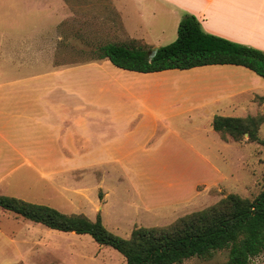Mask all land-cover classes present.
Instances as JSON below:
<instances>
[{
    "label": "crops",
    "instance_id": "0c3cea01",
    "mask_svg": "<svg viewBox=\"0 0 264 264\" xmlns=\"http://www.w3.org/2000/svg\"><path fill=\"white\" fill-rule=\"evenodd\" d=\"M20 11L19 16L12 5L0 3V22L13 26L22 20L37 27V17L47 27L117 26L121 38L98 47L135 41L147 46L150 56L177 38L178 24L188 14L204 32L264 52V0H22ZM44 31L0 35V195L47 205L43 202L55 193L63 205L47 206L91 220L102 218L114 178L117 189L126 181L137 212L162 218L160 211L170 209L174 221L188 213L190 199L197 202L203 192L223 185L224 177L195 144L203 132L219 138L212 128L215 116L252 115L256 100L264 98V78L233 65L154 73L120 69L108 59L56 65L44 41L35 39ZM68 53L83 55L80 49ZM179 122L192 123L186 136L179 134ZM194 123L207 126L198 133ZM175 149L184 159H171L172 168L192 169V177L171 174L164 183L171 191L165 193L157 173L147 170L156 167L162 151ZM195 167L202 180L195 179ZM89 201L93 212L87 210ZM178 208L185 210L177 214ZM138 224L132 221L125 232L154 227ZM16 235L0 228V264H28L34 257L36 245H12Z\"/></svg>",
    "mask_w": 264,
    "mask_h": 264
},
{
    "label": "trees",
    "instance_id": "16d2710c",
    "mask_svg": "<svg viewBox=\"0 0 264 264\" xmlns=\"http://www.w3.org/2000/svg\"><path fill=\"white\" fill-rule=\"evenodd\" d=\"M95 50L97 59L139 73L233 65L264 78V52L208 34L188 14L178 24L175 41L157 48L151 56L147 46L135 41L109 43ZM263 123V115L215 116L212 128L225 142L239 143L246 135L247 142L264 145L258 137ZM0 209L51 230L89 235L97 244L119 252L125 264H182L194 257L210 259L217 251L228 252L224 264H253L261 256L259 264L264 263V188L253 199L229 194L166 226L135 227L127 239L107 230L99 215L92 221L5 195H0Z\"/></svg>",
    "mask_w": 264,
    "mask_h": 264
},
{
    "label": "rangeland",
    "instance_id": "374dc122",
    "mask_svg": "<svg viewBox=\"0 0 264 264\" xmlns=\"http://www.w3.org/2000/svg\"><path fill=\"white\" fill-rule=\"evenodd\" d=\"M21 1L22 0H0V3L12 5L13 11L17 10L20 16L22 14V11H20ZM1 12L2 14L7 13V11L3 10ZM19 21V25L14 24L13 26L7 25L5 23L6 21L0 22V35H2V33H9L12 35L20 34L25 36L27 32L32 29H35V31L45 29V33L37 32L34 36L39 43H43L44 41L46 47L50 49L52 64L56 65L66 62L72 63L97 59L95 49L98 45H102L106 42L118 41V38L122 36L117 26H111V28L106 26L77 27L73 24L47 27L41 24V22L44 21L43 18L36 17L33 21L38 23V25H36L37 27H31L30 25H22V20ZM29 21L32 20L29 19ZM49 28L50 30L48 31ZM81 37L86 41L82 40ZM36 45H38L37 42ZM78 49L83 52V55L77 54V56H74L73 53H68L69 51L73 52ZM65 54L71 56H64ZM256 102L257 108L252 116H264V101L260 98L257 99ZM173 125H175V123H173ZM189 125L191 126L192 123H189ZM194 125L196 126V123H194ZM190 126H183V124L179 122V128L177 130L180 135L186 136L192 129ZM206 126V124L196 126L199 130L198 133H200V129L203 132ZM246 137L245 135V139L237 143L236 146L231 140L227 141L228 144H225L219 140L216 134L210 136L203 132L202 138H200L195 145L201 149L200 151L202 153L204 151V155L211 160L212 167L214 169L216 168L221 176L224 177V181L223 185L212 187L206 193L203 192L199 201L195 202V197L190 199V203L186 206L190 207L191 205L192 207L187 208L188 213L185 215L200 211L229 194H236L241 198L253 199L264 188V145L255 142L249 143L246 141ZM258 137L264 141V123L258 131ZM188 140L190 139L188 138ZM203 143L204 146L202 145ZM202 146L205 148H202ZM171 159H176V161L181 163L182 159H184V152H182L181 149H175L172 153H169V151H162L159 156H157L155 162L156 167L147 170V173H152L153 175L157 173L158 180L161 179L163 181L162 189L165 193L171 191V186L164 187L166 181H171V174L178 173L180 175L184 174L189 178L192 177V169L188 170L182 166L175 169L172 168ZM224 159H226V161H223ZM147 161H150L149 156ZM193 175L196 180H202L200 179L203 175L201 168L195 167ZM111 180L112 183L108 182L107 187H111L110 189L113 190V192H111L107 198V205L102 210L101 214V220L108 230L122 238H128L130 233H126L125 231L129 229V225L132 221L138 220L140 222L138 225L141 226H155L172 221V215L174 214L170 209L160 211L162 216H164L162 218L158 217L159 213L152 217H144L133 208V204H136V201H133V196L130 195L131 192L127 188L128 185L126 181H122L120 189H117L113 186L116 184H114V182H116L115 179L112 178ZM117 187L119 186L117 185ZM200 189L201 188H199V190ZM200 192L201 191H199V193ZM86 194L87 198H91V192H86ZM167 199H172V196L169 195ZM43 203L56 207L63 205L60 196L55 193H53L50 200L44 201ZM85 203L88 206L87 210L93 212L94 208L90 209V201ZM184 210L183 208H178L176 213L182 214ZM91 220H95V217L91 218ZM0 228L4 235L11 231L17 232L15 240L13 241L14 244L12 245H21L24 249L29 245H36L34 257L27 259L29 262L28 264H42L45 260H47V264H125V259L119 252L111 247L97 244L89 235H78L75 233H64L51 230L40 224L16 218L12 213L5 212L1 209ZM38 245H50V250L44 251L42 247ZM54 247H59L63 251H58L56 248L54 249ZM69 249H71V251H69ZM44 253L46 256H44ZM43 257L46 258L43 259ZM227 257V251H217L210 259L205 260L194 257L184 261L182 264H224L227 261ZM261 257L254 259L253 264H259L262 260Z\"/></svg>",
    "mask_w": 264,
    "mask_h": 264
},
{
    "label": "water",
    "instance_id": "95a60500",
    "mask_svg": "<svg viewBox=\"0 0 264 264\" xmlns=\"http://www.w3.org/2000/svg\"><path fill=\"white\" fill-rule=\"evenodd\" d=\"M154 52H155V51H153V54H154ZM153 54H152V55H153Z\"/></svg>",
    "mask_w": 264,
    "mask_h": 264
}]
</instances>
